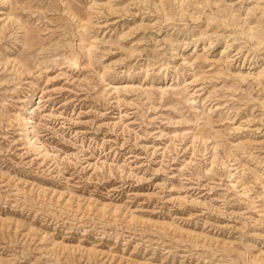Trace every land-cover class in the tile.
I'll use <instances>...</instances> for the list:
<instances>
[{
    "label": "rangeland",
    "instance_id": "rangeland-1",
    "mask_svg": "<svg viewBox=\"0 0 264 264\" xmlns=\"http://www.w3.org/2000/svg\"><path fill=\"white\" fill-rule=\"evenodd\" d=\"M0 264H264V0H0Z\"/></svg>",
    "mask_w": 264,
    "mask_h": 264
}]
</instances>
